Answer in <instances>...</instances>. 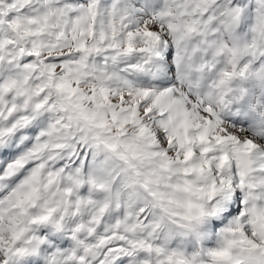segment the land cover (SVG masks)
Wrapping results in <instances>:
<instances>
[{
    "label": "snow or ice",
    "instance_id": "6c2138e0",
    "mask_svg": "<svg viewBox=\"0 0 264 264\" xmlns=\"http://www.w3.org/2000/svg\"><path fill=\"white\" fill-rule=\"evenodd\" d=\"M0 264H264V0H0Z\"/></svg>",
    "mask_w": 264,
    "mask_h": 264
}]
</instances>
